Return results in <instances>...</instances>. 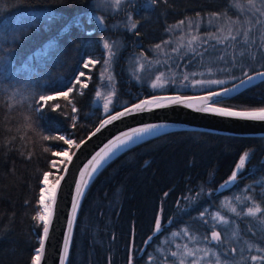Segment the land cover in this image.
<instances>
[{
  "label": "trees",
  "instance_id": "obj_1",
  "mask_svg": "<svg viewBox=\"0 0 264 264\" xmlns=\"http://www.w3.org/2000/svg\"><path fill=\"white\" fill-rule=\"evenodd\" d=\"M149 1L132 4L135 29L120 12L103 16L107 23L117 18L111 35H121L123 45L115 58L114 104L102 113L94 96L104 55L102 41L107 37L96 22L93 0H0V264H31L42 229L33 217L39 209L43 174L56 178L65 159L58 162L53 153L73 148L43 136L63 135L78 142L103 116L143 96L199 92L264 68V63L246 67L245 50H252L241 43L238 50L233 47V64L227 68L234 79L200 90L177 88L191 68L214 66V58L204 54L210 42H197L202 44L198 54L186 49L173 53L166 64L173 70L166 88L151 90L145 83L136 84L121 69L125 56L136 49L147 51L151 39L166 37L180 19L223 9L214 6L216 0ZM87 57L97 59L91 68L84 67ZM82 70L86 78L78 84ZM217 70L222 73L224 68ZM69 88L73 91L68 100L58 97L49 102L59 108L45 106L38 111L41 95ZM216 103L264 107V79ZM245 152V165L237 171ZM52 161L59 171L52 168ZM233 171L237 178L228 185ZM256 205L264 208L263 135L167 131L130 146L99 170L81 201L67 264H148L150 253L154 264H176L172 253L179 237L189 242L188 237L196 234L199 241L208 242L214 230L220 240L210 239V246L235 243V251L220 246L231 264H261L251 257L264 255L258 251L264 248V215L246 214ZM217 213L230 223L225 226L214 219Z\"/></svg>",
  "mask_w": 264,
  "mask_h": 264
},
{
  "label": "rangeland",
  "instance_id": "obj_2",
  "mask_svg": "<svg viewBox=\"0 0 264 264\" xmlns=\"http://www.w3.org/2000/svg\"><path fill=\"white\" fill-rule=\"evenodd\" d=\"M136 1L137 0H121L119 6L115 5L114 0H93L92 2V8L94 10L96 22L100 29L102 28L105 30V37H107L102 41V50L104 52V55L100 60V68L98 70V85L96 93L99 92L100 96L97 97L96 93L94 96V103L99 104L102 113H105L104 104L109 96L111 98L109 110H111L114 104V81L116 78L114 73V66L116 62L115 58L123 45L121 35L118 36L117 34H114V37L113 35H111V30L118 26V22L116 21L117 18L107 23L104 20L103 16H107L108 14L118 15L120 12V14L127 16V25L131 26L135 22L130 19L132 14L130 9L131 7L136 5ZM146 1L150 2L149 0ZM262 5H264V0H255L254 8L249 6L248 0H230L228 1V4H226V6L222 4V0H216V5L214 6L223 7L222 10L207 12L206 14H197L195 16L183 18L174 22L171 25L172 30H170V33L166 37L160 40H150L152 42L150 46H147V51L146 48L136 49L135 51L131 52L132 55L125 56L122 64L123 68L121 69L123 70L124 74H126L130 78H133L136 84L145 83V85L147 84L151 90L166 88L170 81V78L173 76V70H170V67L166 66L167 63L171 62V56L175 52L173 51V49H178L180 51L185 49L190 50L189 41L191 40L192 36H198L199 39L193 42L191 45V47L195 51L191 52H196V54L199 53L197 48L202 44L198 45L197 42L203 44H207L210 42V49L208 51H204V54L211 60L212 58H214V66H210L207 63V60V64L203 65V67L197 68L196 70H194L195 67L191 68L192 70L184 74V76H188V79L181 82L177 86V88L200 90L218 85L207 83V81L209 80L228 81L234 79V74L232 72H228L227 68L233 64V62L231 63L234 56L232 52L233 47H236L237 50L239 47H241L237 46V44L242 43L244 46H248L252 50V52H247L244 49L247 59L246 67H250V64L259 65L264 63V23L256 22H264V14H262L261 11H257L258 9H262ZM121 8H123V10H120ZM229 9H233L232 12H228ZM143 14V16H146V11ZM180 21H184V24L180 27H173ZM220 28H223L225 30L221 32L218 30ZM173 31H175V33H173ZM246 31L248 32L247 42H245L246 38L244 36V32ZM229 32L231 33V35H236V40H232L230 37L228 39H224L226 36H229ZM209 34H214L224 42L217 43L216 40L209 39ZM105 41H107L111 45V51L113 53L111 56H109L108 50L104 48ZM205 41L207 42L205 43ZM156 45H160L161 47L158 49L156 48ZM89 60H95L97 62V59L87 57L84 60L83 64H85ZM105 61H107V63H105ZM178 62L180 65V58H178ZM94 65H90L88 68H91ZM180 67L183 68L181 65ZM219 67L224 68L222 73L218 72L217 69ZM105 69H107V71H105ZM81 72L84 73V76L82 77L80 76ZM81 72L79 73L78 77L80 81L83 82L86 78L87 73L85 72V70H82ZM101 73H103V76L101 75ZM161 73H163L161 82L164 83V87L153 89L151 85L156 81V77ZM109 76L111 77V79L108 78ZM197 81H203L204 83H197ZM64 159L66 158L60 156L57 160L58 162H61ZM56 178L53 179V177L49 175V186L54 184ZM44 187L45 185L42 183L38 199H40L41 189ZM41 210L42 208L39 204L38 212H40ZM220 216H222L224 220L227 221L225 223L218 220L221 224L226 226L230 223L227 217L223 215ZM231 228L232 227H230L228 230H231ZM214 231L218 232L217 230ZM211 236H208V242L211 239ZM188 240L189 242L186 239H182L181 237H179L175 241L176 246L173 249V252L177 253L176 264H181L182 260L184 261V264H192L193 260L198 261V264H216L217 257H219L220 264H231L229 258L226 255L223 256L221 254L220 246H222L224 250L230 248L236 250L235 243L230 244V242H225V244H221L219 246H210L212 244L206 242V240L205 242L202 240L199 241L196 237V234L190 235L188 237ZM187 252H194V255L188 256L186 255ZM152 256L153 255L150 253L148 264H154V259H152Z\"/></svg>",
  "mask_w": 264,
  "mask_h": 264
},
{
  "label": "water",
  "instance_id": "obj_3",
  "mask_svg": "<svg viewBox=\"0 0 264 264\" xmlns=\"http://www.w3.org/2000/svg\"><path fill=\"white\" fill-rule=\"evenodd\" d=\"M264 72V68L253 71L234 82L199 92H156L143 96L134 102H131L125 106H122L105 116H103L94 125V127L83 137L77 144L79 148L73 146L71 152V162L65 160L62 169L57 176H63L64 179L60 181V185L57 189L56 203L54 207V214L52 217L51 227L49 229V238L45 242V254L42 264H61L63 259V244L67 237V226L70 220L73 221L72 235L79 211V207L83 196L90 185L93 178L99 172V170L111 159L117 156L122 151L126 150L130 146L147 139L149 137L177 129H198L208 130L221 133H231L238 135H263L264 136V121H252L234 117H223L212 113H204L196 111L195 108H189L186 104H172L165 102L163 107L152 108L151 110H144L141 112H134L127 116L121 117L119 120L112 121L111 124L105 125L99 132H96V128L100 127L101 123L108 119L110 115H115L117 112H122L124 109L131 108L134 104L140 103L142 100L151 99L153 96L164 97H202L209 92L222 91L224 88L232 89L234 85H239L241 80H247V76L254 77L253 80L241 86L239 90H233L232 92L214 98L213 102L216 103L219 100L228 98L245 87L260 81L264 78L256 76V73ZM217 107H230L221 104H217ZM237 110H251L255 108H235ZM148 125H157L159 127L154 128L151 132L143 133L138 136H133L132 140L125 144L115 148L105 160L102 161L98 169L92 173L91 178L88 176V172H91V164L93 157L97 153L105 149L113 141H116L117 137L121 139L125 138V133H131L133 129L142 128ZM95 133V135H93ZM74 153V154H73ZM67 168V171L64 169ZM84 172V179L87 180V186L84 187V194L79 198V204L76 210V216L73 219L72 210L77 200L76 186L81 184V173ZM56 178V179H57ZM55 179V180H56ZM55 182V181H54ZM231 183L228 182V185ZM42 236V229L40 237ZM72 240V237H71ZM71 244V241H70ZM69 244V249H70ZM39 247L38 246L36 248ZM68 260V258H67ZM67 260L64 264H67Z\"/></svg>",
  "mask_w": 264,
  "mask_h": 264
},
{
  "label": "snow or ice",
  "instance_id": "obj_4",
  "mask_svg": "<svg viewBox=\"0 0 264 264\" xmlns=\"http://www.w3.org/2000/svg\"><path fill=\"white\" fill-rule=\"evenodd\" d=\"M115 5L119 6L121 3V0H114ZM248 4L250 7H255V0H248ZM257 11H261L262 14H264V5H262V9H258ZM213 15H218V14H213ZM231 19V18H229ZM251 22V21H250ZM257 23H264L261 21H256ZM184 24V21H180L177 25H174L173 27H180L181 25ZM133 29L136 28V24L133 23L131 25ZM219 31L223 32L225 29L220 28L218 29ZM245 36V42H247V36L248 32H244ZM231 38L232 40H236V35H231L229 32V36H226L224 39ZM198 36H192L191 40L189 41V49L191 51H195L191 45L193 42L198 40ZM209 39H214L217 41V43H223V40H220L218 37H216L214 34H209ZM207 41H205L206 43ZM182 46V45H181ZM160 45H156V48H160ZM104 48L108 50L109 56H111L113 53L111 51V45L105 41L104 42ZM173 51H178V49H173ZM222 59V57H221ZM96 63L95 60H89L84 64L85 68H88L90 65H94ZM107 63V61H105ZM107 71V69H105ZM103 76V73H101ZM246 75V74H245ZM80 76H84V73L81 72ZM162 76L163 73H161L159 76L156 77V81L152 83L151 87L153 89L156 88H162L164 87V83L162 81ZM256 76L264 78V72H258L256 73ZM111 79V77H108ZM254 77L252 76H247V80H241L239 85H234L232 89L229 88H224L222 91H213L209 92L207 95L202 96V97H164V96H153L151 99L148 100H142L140 103L134 104L131 108H125L124 111L122 112H117L115 115H110L108 119L104 120L100 127L96 128V132H99L101 128H103L107 124H111L112 121L114 120H119L121 117L127 116L131 113L134 112H141L144 110H151L152 108H159L163 107L165 105V102L167 103H172V104H186L187 107L189 108H195L196 111L199 112H204V113H212L216 114L219 116L223 117H234V118H240V119H245V120H252V121H264V107L260 108H255L251 110H237L231 107H217L216 105L219 103H214L213 100L216 97H221L224 96L233 90H239V88L246 83L250 82L253 80ZM185 80L188 79V76L184 77ZM77 83L80 84L81 81L79 77L77 78ZM197 83H204L203 81H197ZM209 84H224L226 81L224 80H209L207 81ZM82 87H87V84L84 83L82 84ZM73 91L72 88H69L67 91H60L56 92L54 95H41L39 97L38 103L40 104V108L38 111H43L44 107H51V108H59V105H49L50 101L56 100L58 97L63 98L64 100L69 99V93ZM97 97L100 96V93H96ZM111 103V98L110 96L106 99V102L104 104L105 112L109 111V104ZM221 103V102H220ZM72 111L75 112L76 109L75 107L72 108ZM159 127L157 125H148L142 128H136L133 129L131 133H125V138L121 139L120 137H117L116 141H113L110 145L106 146L105 149H102L101 152L97 153L96 156L93 157L92 161L90 162L91 164V172H88L89 178H91L92 173H94L98 167L101 165L102 161L105 160V158L108 157V155L117 147H119L122 144L127 143L128 141L132 140L133 136H138L143 133H148L151 132L154 128ZM95 135V133H93ZM44 140H49V139H58L60 141H63L64 144H67L69 146V149L73 146L76 148H79L80 145L77 144L75 141L72 139H66L63 135L59 137H49V136H43ZM50 149H45V151H49ZM74 154V153H73ZM54 156L60 157L63 156L67 159L68 162H71L72 160V155L69 154V150H62L58 152L53 153ZM248 157V153L245 152L239 160V163L236 165V169L241 170L243 169L245 165V160ZM63 161H61L62 163ZM52 168L57 169L59 171L58 165L56 161H52L51 163ZM64 171H67V168L64 169ZM237 171H233L230 181H234L237 178ZM49 175L50 173L45 172L43 174V180L42 183L45 185L44 188L41 189V194H40V199H39V204L41 205L42 210L40 212H37V214L33 217L38 223L42 225V236L39 239V247L35 249V254L31 257V264H42V261L44 259V254H45V242L49 238V229L51 227L52 223V217L54 214V207L56 203V194H57V189L60 185V181L64 179L63 176L58 177L54 184L49 186ZM85 173H81V184H77L76 186V194H77V200L76 203L73 206L72 210V217L73 219L76 216V210L77 206L79 204V198L84 194V187L87 186V180L84 179ZM226 181V183L230 182ZM232 211L235 212L236 209L232 208ZM257 213H260L261 215H264V208H261L259 205L249 207L247 210V215L251 217H255ZM201 216H203V213H201ZM214 219H217L221 222H227L224 220L222 216L219 215V213L216 214V216L213 217ZM72 228H73V221L70 220L68 222L67 226V237L64 241L63 244V259L61 260V264H64V262L67 260L69 256V244L71 241L72 237ZM161 228V224L159 220L156 222V230L159 231ZM151 239V237L149 238ZM211 239L214 241H219L220 240V234L218 232L213 231ZM233 251H235L233 249ZM258 251L264 252V248L258 249ZM173 256H176L177 253L173 252ZM186 255L188 256H193L194 252H187ZM251 259L253 261H259L261 264H264V255L262 256H252ZM181 264H184V261H181ZM192 264H198V261L193 260ZM216 264H220L219 257H217Z\"/></svg>",
  "mask_w": 264,
  "mask_h": 264
}]
</instances>
